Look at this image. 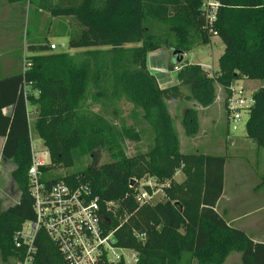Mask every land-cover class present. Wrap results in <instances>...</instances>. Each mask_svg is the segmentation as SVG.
<instances>
[{
	"label": "trees",
	"instance_id": "trees-1",
	"mask_svg": "<svg viewBox=\"0 0 264 264\" xmlns=\"http://www.w3.org/2000/svg\"><path fill=\"white\" fill-rule=\"evenodd\" d=\"M19 1L36 12L41 8L53 16L75 17L83 29L69 36V47L84 50L55 52L47 40L33 42L28 44L31 54L21 56L20 70L0 78V136L6 138L1 152L14 163L11 176L20 191L19 201L7 208L0 192L1 258H14L17 264L24 257L26 251L16 246L14 236L34 218L28 178L32 111L37 114L35 130L51 157L43 167L48 180L87 185L99 198L104 227L115 230L117 245L139 252L136 264H223L234 251L241 252L242 264H264V242L229 224L216 209L224 190L227 157L183 152L168 104L184 97L206 106L215 98L216 83L229 95L230 85L238 79H264V0H218L212 22L203 7L205 0H9ZM215 35L225 44L217 75L200 63L184 62L185 57L178 62L173 55L169 68L179 67L178 83L160 85L148 66L151 52L166 47L184 54ZM183 87L188 94H183ZM253 97L246 132L260 150L264 149V87L256 89ZM122 98L142 110L155 133L147 152L128 155L123 139L140 141V132L132 125L118 127L105 114L86 108L88 99ZM197 115L195 107L183 114L192 136L198 131ZM102 151L111 160L101 162ZM86 156L90 160L83 165ZM76 164L79 169L73 173L50 172ZM179 169L185 175L182 181L175 179ZM147 176L161 183L163 199L137 200L140 181ZM143 188L152 193L150 186ZM35 245L32 264H67L44 230L38 232Z\"/></svg>",
	"mask_w": 264,
	"mask_h": 264
},
{
	"label": "rangeland",
	"instance_id": "rangeland-1",
	"mask_svg": "<svg viewBox=\"0 0 264 264\" xmlns=\"http://www.w3.org/2000/svg\"><path fill=\"white\" fill-rule=\"evenodd\" d=\"M70 1L72 0H63V3ZM82 29L83 25L73 16H53L41 8H38L36 12L34 7H30L29 3L23 1L12 3L9 0H0V78L7 73L20 70L21 56L23 53L27 56L31 54L28 50V44L33 42L47 40L50 45L52 43L57 44V48L54 49L55 52L80 53L84 50L83 48L69 47V36L79 34ZM224 48L225 44L221 38L215 35L209 43L199 42L192 46L187 55L184 56V62L200 63L215 76L217 75L215 71L218 67V59ZM152 55L148 59V66L160 85L166 87L177 84L179 68L174 70L169 68L173 58V50L163 47L157 54ZM176 79L177 81H174ZM233 87L243 88L245 96H247L253 94L259 87H264V79L243 77L230 85V92ZM182 90L184 95L188 94L187 89L183 87ZM227 90L221 84L216 83L215 98L209 105L204 106L195 100L180 97L168 101L169 110L178 130L181 150L186 153L205 152L225 155L227 157V195L232 200H238L240 196L242 199L246 197L249 202L248 204L244 202L245 205L239 212H246L249 216L247 218L244 216L242 220L247 224L251 221L252 223L260 222L264 220V207L260 205L263 199L258 198L259 194L256 190L259 189V193L264 194V185L257 186L260 182H264V180L262 181L264 178V149L258 150L254 140L247 136L246 123L249 118L247 111L244 110L243 119L239 122L238 128H233V121H231L227 111ZM188 107H195L198 111V131L194 136L187 133L183 123V114ZM86 108L105 114L118 127L132 125L140 132V141L129 138L123 139V145L128 155L147 152L153 147L155 136L153 129L143 119L142 110L134 108V105L127 99L122 98L114 102H95L88 99ZM29 110H32V107ZM6 113H9L7 108ZM29 117L32 139L42 142L43 139L38 136L34 126L37 114L31 111ZM231 137H235L236 140L240 139L239 142L237 141L236 147L245 142V148L236 149L234 145L229 143ZM1 138L4 136H0ZM244 138L247 140L244 141ZM102 154L101 162L111 160L106 151H102ZM44 158L49 161L48 157ZM85 159L83 165L87 164L90 156H86ZM13 167L14 163L11 160L0 155V192L4 208L14 205L20 199V191L11 176ZM78 169V164L69 168L59 166V168L52 170V174L54 176L64 175L73 173ZM182 177H185L183 171L177 170L175 179L179 181L178 179ZM150 180H153V188H155V197L151 200L154 203L164 198L163 186L158 182V179L152 176L142 178L141 186L147 185ZM255 236L261 238L260 236L264 235ZM15 262L16 259L14 258L4 261L0 256V264H14ZM19 262L20 260H17V264ZM224 263L242 264L241 252H232Z\"/></svg>",
	"mask_w": 264,
	"mask_h": 264
},
{
	"label": "built area",
	"instance_id": "built-area-1",
	"mask_svg": "<svg viewBox=\"0 0 264 264\" xmlns=\"http://www.w3.org/2000/svg\"><path fill=\"white\" fill-rule=\"evenodd\" d=\"M218 6V0L204 1L203 7L207 10L210 22L216 17ZM51 48H57V44L52 43ZM254 102L253 94L245 96L243 88L231 89L227 111L234 129L238 128L243 113ZM32 157L28 178L34 218L26 221L21 231L14 236L16 246L26 251L19 264L34 262L35 241L40 230H44L58 245L67 264H136L139 252L117 245L115 230L104 227L105 215L99 198L93 195L87 185L74 186L63 179L54 180L53 177L48 180L49 173L46 174L43 167L50 164L51 157L43 140L37 142L32 139ZM44 157H48L49 161ZM147 185L152 188V193L144 189L145 185L141 186L140 182L136 195L140 203L155 197L153 180ZM108 205H113V202Z\"/></svg>",
	"mask_w": 264,
	"mask_h": 264
},
{
	"label": "crops",
	"instance_id": "crops-1",
	"mask_svg": "<svg viewBox=\"0 0 264 264\" xmlns=\"http://www.w3.org/2000/svg\"><path fill=\"white\" fill-rule=\"evenodd\" d=\"M161 49L156 50L154 52H151L149 54V56H148V59H149L150 55L157 54L158 51H160ZM186 53H188V52H186ZM218 69H219V62H218V67L216 68V70H218ZM206 70H208V69H206ZM11 73H13V72L7 73V74H5V76L6 75H9ZM174 81H177V79L174 80ZM7 109H9V112H10V108H7ZM5 112H6V109H5ZM5 140H6L5 137L0 139V151H1V149H2V147L4 145V143H5ZM239 140L240 139H237L236 140L235 137L234 138L231 137L229 139V143L231 145H234L236 147V145L238 144L237 141L239 142ZM246 140H247V138H244V141H246ZM245 146H246V143L243 142L242 144L240 143V146L239 147H236V149L242 150L243 148H245ZM0 155L2 156V152H0ZM183 179L184 178L182 177V178H180L178 180L179 181H182ZM263 180H264V178L262 179V181ZM260 185H264V182H260L259 184H257V186H260ZM256 191H258V194H259L258 198L259 199H263V201L260 203V205H262L261 207H264V194L259 193V191H260L259 189H257ZM227 194H228V192H227V169H226V165H225L224 190H223V193H222L221 198L219 199V201H218V203L216 205L217 211L220 212L225 217V219L228 221L229 224H231V225H233L235 227H238L240 229H243L249 235H253L251 237L255 241H262V242H264V236H260L261 238H257L255 236V235H264V233H263L264 232V220L263 221H260V222H253V223L251 221V223L247 224L242 219L244 218V216H245V218H247V216H249V214H247L246 212H239L240 209L244 207L245 203L248 204V202H249L248 199L246 197H243V199H242L241 196H240V198H238V200L237 199L236 200H232V199H230V196L227 195ZM258 225H259V227H258ZM223 264H225V263H223Z\"/></svg>",
	"mask_w": 264,
	"mask_h": 264
},
{
	"label": "water",
	"instance_id": "water-1",
	"mask_svg": "<svg viewBox=\"0 0 264 264\" xmlns=\"http://www.w3.org/2000/svg\"><path fill=\"white\" fill-rule=\"evenodd\" d=\"M173 55H177L178 62H181L183 60V58H184V55L181 54V51L180 50H174L173 51Z\"/></svg>",
	"mask_w": 264,
	"mask_h": 264
}]
</instances>
